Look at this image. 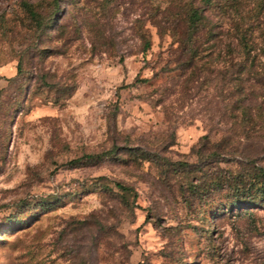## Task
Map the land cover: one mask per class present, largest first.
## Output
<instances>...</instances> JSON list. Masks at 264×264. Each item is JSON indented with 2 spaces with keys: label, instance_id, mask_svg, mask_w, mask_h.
Returning a JSON list of instances; mask_svg holds the SVG:
<instances>
[{
  "label": "rangeland",
  "instance_id": "374dc122",
  "mask_svg": "<svg viewBox=\"0 0 264 264\" xmlns=\"http://www.w3.org/2000/svg\"><path fill=\"white\" fill-rule=\"evenodd\" d=\"M0 264H264V0H0Z\"/></svg>",
  "mask_w": 264,
  "mask_h": 264
},
{
  "label": "trees",
  "instance_id": "16d2710c",
  "mask_svg": "<svg viewBox=\"0 0 264 264\" xmlns=\"http://www.w3.org/2000/svg\"><path fill=\"white\" fill-rule=\"evenodd\" d=\"M29 11H30V14L32 17L36 18L37 17V13L32 9V8H29ZM201 19V14L199 13V11H194L192 13V16H191V20H192V23L194 25H197V22H199ZM241 33V36H240V46L242 47V50L244 52H249L252 48V46L250 45L249 43V39L247 38V34L246 32L244 31H240ZM21 71V66L19 65L18 66V72ZM79 160H73L72 163H76L78 162Z\"/></svg>",
  "mask_w": 264,
  "mask_h": 264
}]
</instances>
